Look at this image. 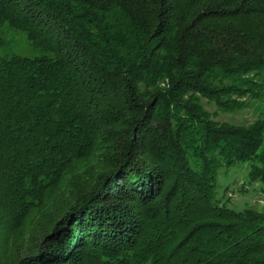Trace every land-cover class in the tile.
Returning a JSON list of instances; mask_svg holds the SVG:
<instances>
[{
	"label": "trees",
	"instance_id": "trees-1",
	"mask_svg": "<svg viewBox=\"0 0 264 264\" xmlns=\"http://www.w3.org/2000/svg\"><path fill=\"white\" fill-rule=\"evenodd\" d=\"M0 264H264V0H0ZM259 102V103H260Z\"/></svg>",
	"mask_w": 264,
	"mask_h": 264
},
{
	"label": "rangeland",
	"instance_id": "rangeland-1",
	"mask_svg": "<svg viewBox=\"0 0 264 264\" xmlns=\"http://www.w3.org/2000/svg\"><path fill=\"white\" fill-rule=\"evenodd\" d=\"M0 36L9 47L19 53L31 54L32 48L23 33L14 32L7 27L0 29ZM206 107L216 112V119L220 121L252 122L260 111L264 110L263 102L257 101L254 106L235 112L219 110L215 104L203 99ZM260 102V103H259ZM249 163H236L231 166H222L217 175V191L224 193V200L227 205L235 210H242L246 207H254L264 211V181H252L248 176Z\"/></svg>",
	"mask_w": 264,
	"mask_h": 264
}]
</instances>
